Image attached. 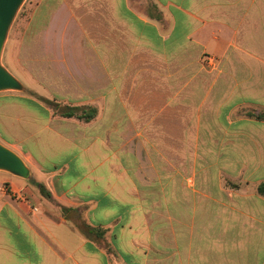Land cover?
<instances>
[{
	"label": "crops",
	"instance_id": "obj_1",
	"mask_svg": "<svg viewBox=\"0 0 264 264\" xmlns=\"http://www.w3.org/2000/svg\"><path fill=\"white\" fill-rule=\"evenodd\" d=\"M35 10L28 37L59 52L44 60L53 93L98 113L77 134L22 98L48 123L18 155L59 205L0 174L12 191L0 192V264H264V119L250 114L264 113V0ZM81 207L111 228L109 252L74 225Z\"/></svg>",
	"mask_w": 264,
	"mask_h": 264
},
{
	"label": "rangeland",
	"instance_id": "obj_2",
	"mask_svg": "<svg viewBox=\"0 0 264 264\" xmlns=\"http://www.w3.org/2000/svg\"><path fill=\"white\" fill-rule=\"evenodd\" d=\"M39 2L40 0H24L11 25L2 53V63L24 84L25 90H7L0 92V129L7 137V139H4L0 136V142L20 156L23 153L21 143L25 142L28 144L30 137L44 134L45 125L48 123V118H46L44 114L26 104L22 98H32L47 107L49 106L44 103V101L40 100L39 96L56 99L62 104H71L59 94L53 93L54 87H51V85L56 81V79L53 78L56 73L52 70H47L48 65L44 60L45 55L49 56L57 52L48 51V36L45 40L37 38L36 36L32 38L28 37L29 31L27 29L29 27V22L33 16L38 13L35 9ZM143 5L145 6L144 3ZM81 53H83V51ZM85 53H91V49H86ZM57 54H59V52ZM37 60H39V62H37ZM30 66H37L39 69L29 70ZM51 111L53 113V110ZM58 118L62 117L53 115V119L57 120ZM65 119L69 120L67 123L70 131L75 130L77 134L86 131L87 134H89L91 127L85 128L84 121L74 117ZM64 122L65 121L61 124H64ZM87 145V143L78 139V146H80L82 150ZM0 174L11 173L0 170ZM32 175L36 179L33 173ZM28 182H30V180H28ZM0 192L12 193L9 182H0ZM50 200L53 205H59L56 198L52 197ZM61 206L64 205L61 204L60 207ZM72 210L73 209H69L65 212L62 210V212L68 214L70 211L72 212ZM73 212L75 215H72V220L75 225V222L81 221L82 218L84 219L83 215L85 212L83 207ZM103 228L106 229V240L101 241L99 245L109 252L110 240L107 234L111 228L109 226H104Z\"/></svg>",
	"mask_w": 264,
	"mask_h": 264
},
{
	"label": "water",
	"instance_id": "obj_3",
	"mask_svg": "<svg viewBox=\"0 0 264 264\" xmlns=\"http://www.w3.org/2000/svg\"><path fill=\"white\" fill-rule=\"evenodd\" d=\"M24 0H0V92L23 91L24 84L2 63V53L14 18ZM0 170L32 180L31 169L12 149L0 142Z\"/></svg>",
	"mask_w": 264,
	"mask_h": 264
},
{
	"label": "trees",
	"instance_id": "obj_4",
	"mask_svg": "<svg viewBox=\"0 0 264 264\" xmlns=\"http://www.w3.org/2000/svg\"><path fill=\"white\" fill-rule=\"evenodd\" d=\"M152 6L150 5V10ZM40 100L44 101L56 114H59L63 117H75L84 121H91L98 113L96 107L92 105H70L62 104L56 99H50L44 96H39ZM252 116H255L259 119H264V113H250ZM33 186H35L40 194L47 199L52 198V194L46 184L38 179L33 178L30 180ZM258 192L264 195V182L258 185ZM62 210L68 211L70 208L66 206H61ZM75 226L79 229L88 239L100 243L101 241L106 240V229L101 226H93L88 221L82 218L81 221L75 222Z\"/></svg>",
	"mask_w": 264,
	"mask_h": 264
},
{
	"label": "built area",
	"instance_id": "obj_5",
	"mask_svg": "<svg viewBox=\"0 0 264 264\" xmlns=\"http://www.w3.org/2000/svg\"><path fill=\"white\" fill-rule=\"evenodd\" d=\"M207 64L211 66H216V59L213 57H208Z\"/></svg>",
	"mask_w": 264,
	"mask_h": 264
}]
</instances>
